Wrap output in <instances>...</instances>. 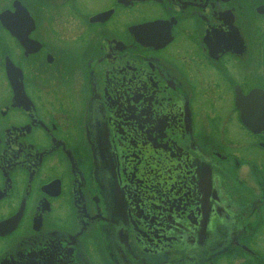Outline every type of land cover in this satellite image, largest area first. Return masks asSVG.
<instances>
[{"label":"flooded vegetation","instance_id":"1","mask_svg":"<svg viewBox=\"0 0 264 264\" xmlns=\"http://www.w3.org/2000/svg\"><path fill=\"white\" fill-rule=\"evenodd\" d=\"M263 110L264 0H0V264H264Z\"/></svg>","mask_w":264,"mask_h":264},{"label":"rangeland","instance_id":"2","mask_svg":"<svg viewBox=\"0 0 264 264\" xmlns=\"http://www.w3.org/2000/svg\"><path fill=\"white\" fill-rule=\"evenodd\" d=\"M234 128H235V130L237 129L235 126H234ZM236 132L238 134V136H237L239 139L238 142L240 144L244 143V141H246L244 134L239 130H236ZM244 150L245 149L243 148L242 153H245ZM248 151L251 152L253 155L257 156V158H263L264 159V153L261 150L256 149V148H248ZM90 255L93 257L94 260H96L98 258V256L95 253H90ZM95 264H99V263L97 261H95Z\"/></svg>","mask_w":264,"mask_h":264},{"label":"water","instance_id":"3","mask_svg":"<svg viewBox=\"0 0 264 264\" xmlns=\"http://www.w3.org/2000/svg\"><path fill=\"white\" fill-rule=\"evenodd\" d=\"M258 116H259V118H258V122H264V120H263V117H264V110L262 111V112H258ZM245 124H246V122H245ZM250 129H251V127H250V124H246Z\"/></svg>","mask_w":264,"mask_h":264}]
</instances>
